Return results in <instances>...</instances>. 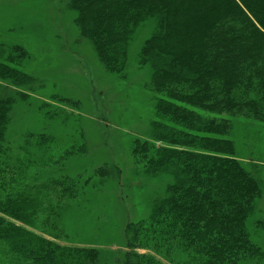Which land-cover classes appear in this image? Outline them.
Wrapping results in <instances>:
<instances>
[{"label":"trees","instance_id":"obj_1","mask_svg":"<svg viewBox=\"0 0 264 264\" xmlns=\"http://www.w3.org/2000/svg\"><path fill=\"white\" fill-rule=\"evenodd\" d=\"M63 5L77 41L90 44L108 73L126 75L129 47L141 35L136 60L149 70L153 118L128 149L134 175L159 188L148 215L124 225L125 250L88 245L93 236L81 229L78 244L55 240L66 233V217L78 214L69 209L93 202L118 169L69 168L89 148L76 123L68 128L73 113L63 108L80 102L38 100L43 83L22 68L28 52L0 43V264H264V246L253 238L264 231V215L254 217L262 186L229 137L233 116L264 124V0ZM30 111L41 114L39 131L26 128ZM61 128L69 131L58 135ZM102 216L96 225L106 228Z\"/></svg>","mask_w":264,"mask_h":264},{"label":"rangeland","instance_id":"obj_2","mask_svg":"<svg viewBox=\"0 0 264 264\" xmlns=\"http://www.w3.org/2000/svg\"><path fill=\"white\" fill-rule=\"evenodd\" d=\"M63 2L0 0V43L20 45L26 49L28 59L23 61L22 68L43 83V88L35 93L38 100L46 101L48 95H58L80 102L76 109L53 101V105L63 106L73 113V121L68 123V128L76 123L89 138L88 152L69 168L92 169L109 163L117 167L118 175L107 179L93 202L84 209L78 210V205L69 209H77L78 214L66 217V233L58 234V239L38 227L27 228L58 242L72 244H78L73 240L82 237L75 235L81 229L83 234L93 236V244L85 242L88 245L123 251L125 246L121 234L124 225L148 215L150 199L159 188L154 181L134 175L128 149L130 138L145 137L153 118V94L146 87L149 70L147 67L139 68L136 60L141 35L129 47L126 75L120 77L108 73L90 44L81 39L77 41L73 17ZM24 120L28 121V130L39 131L41 114L30 111ZM231 122L233 127L229 137L235 143L237 158L262 186V195L256 201V218L264 215V124L240 116L231 117ZM255 126H262L261 131L251 135L250 129ZM68 128L56 129L55 132L59 135L61 131L64 135ZM101 212H104L102 221L106 228L96 225V217ZM250 224L251 220L248 226L251 231ZM89 231L92 233H87ZM253 238L264 246V231ZM138 252L146 250L138 249Z\"/></svg>","mask_w":264,"mask_h":264}]
</instances>
